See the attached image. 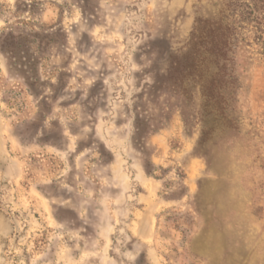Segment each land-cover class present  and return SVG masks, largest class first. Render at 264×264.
Here are the masks:
<instances>
[{
  "label": "rangeland",
  "instance_id": "374dc122",
  "mask_svg": "<svg viewBox=\"0 0 264 264\" xmlns=\"http://www.w3.org/2000/svg\"><path fill=\"white\" fill-rule=\"evenodd\" d=\"M225 1L0 0V264H264V61L182 77Z\"/></svg>",
  "mask_w": 264,
  "mask_h": 264
},
{
  "label": "trees",
  "instance_id": "16d2710c",
  "mask_svg": "<svg viewBox=\"0 0 264 264\" xmlns=\"http://www.w3.org/2000/svg\"><path fill=\"white\" fill-rule=\"evenodd\" d=\"M243 47L264 61V0H226L216 16L196 21L182 77L195 82L206 115L228 116Z\"/></svg>",
  "mask_w": 264,
  "mask_h": 264
}]
</instances>
